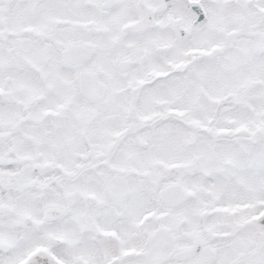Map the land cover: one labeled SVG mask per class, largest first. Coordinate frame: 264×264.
I'll list each match as a JSON object with an SVG mask.
<instances>
[{
	"label": "snow or ice",
	"instance_id": "snow-or-ice-1",
	"mask_svg": "<svg viewBox=\"0 0 264 264\" xmlns=\"http://www.w3.org/2000/svg\"><path fill=\"white\" fill-rule=\"evenodd\" d=\"M0 264H264V0H0Z\"/></svg>",
	"mask_w": 264,
	"mask_h": 264
}]
</instances>
